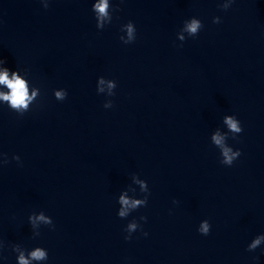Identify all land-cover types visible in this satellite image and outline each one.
I'll return each instance as SVG.
<instances>
[{
	"label": "clouds",
	"instance_id": "obj_1",
	"mask_svg": "<svg viewBox=\"0 0 264 264\" xmlns=\"http://www.w3.org/2000/svg\"><path fill=\"white\" fill-rule=\"evenodd\" d=\"M232 3V0H228V2L223 3L221 5V8L223 10H227ZM44 7L47 8L48 4L45 3ZM108 0H100L99 3L95 4L93 6L94 10L99 14V17H105L108 15ZM98 17V18H99ZM220 17H214L213 18V23L218 24L220 23ZM203 24L202 22L193 17L189 20H186L184 22V26L181 30V32L178 34V39L180 41L185 40V36L183 35L184 32L188 34L190 37H195L198 35L199 31L202 29ZM97 28H103V25L100 23H97ZM126 29L127 31V38L125 39L124 36H121L120 39L123 43L129 44L134 42L136 38V29L134 24L129 21L127 24L122 26V31ZM104 77H100L98 79V83L100 85H103L105 83ZM0 84L5 85L9 91L7 93L5 92H0V100L5 101L8 103L9 107L14 110L15 112L19 113L20 115H23L27 110L30 102H32L36 96L38 95L39 90L36 89L32 92L31 95H29V90L27 83L24 79L20 78L18 75H16L15 72H13V76L10 79L8 76V71L5 70L3 72H0ZM108 85V95L112 96L114 95V89L116 88V82L114 80H108L107 81ZM104 89L97 87V92H103ZM54 96L57 100L63 101L67 97V92L66 90L62 89L60 91H54ZM105 108H110L112 107V102L109 100L104 104ZM223 122L227 125L228 129L230 130L231 133H233V137H235L237 134L242 132V127L240 124V121L233 115H226L223 118ZM226 137L221 136L218 132L213 134L211 136L212 143L216 145L220 149V153L222 156L221 163L226 166H231L233 162L241 155L240 151L233 150L232 147H229L225 143ZM13 159L19 161L20 157L19 156H14ZM5 163L7 160L5 159ZM175 203V201H174ZM119 204L122 205L120 210L118 211L117 215L120 218H126L128 216V209L129 207L135 209L139 205L146 206L147 205V196L143 200H134V201H129L126 197L121 196L119 198ZM39 221H44L47 225H52L53 221L51 218L46 217L43 212H41L40 215H30L29 216V221L32 224H35V222ZM140 220L146 221L147 217L141 216ZM140 225L138 222L134 219L131 222H129L125 228V231L128 233L127 236H125L126 240L131 239V234L135 232ZM211 225L207 220L201 221L200 226L198 228V231L202 235H208L210 232ZM39 235V234H37ZM144 235L146 236L147 233L145 232ZM264 241V235H258L255 237V239L252 240V243L248 245V250L252 251L255 250L261 242ZM16 248L13 247V251H15ZM30 259L31 260H47L48 259V253L41 247H36L33 251L29 253ZM18 264H30L29 258H26L23 252L18 256Z\"/></svg>",
	"mask_w": 264,
	"mask_h": 264
}]
</instances>
